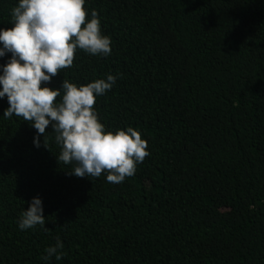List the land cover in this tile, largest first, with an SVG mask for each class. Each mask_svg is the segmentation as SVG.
<instances>
[{"label": "trees", "instance_id": "1", "mask_svg": "<svg viewBox=\"0 0 264 264\" xmlns=\"http://www.w3.org/2000/svg\"><path fill=\"white\" fill-rule=\"evenodd\" d=\"M0 264H264V0H0Z\"/></svg>", "mask_w": 264, "mask_h": 264}]
</instances>
